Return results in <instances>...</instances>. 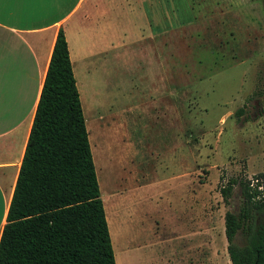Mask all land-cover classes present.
<instances>
[{"label": "rangeland", "instance_id": "1", "mask_svg": "<svg viewBox=\"0 0 264 264\" xmlns=\"http://www.w3.org/2000/svg\"><path fill=\"white\" fill-rule=\"evenodd\" d=\"M155 4L164 31L149 71L136 29L120 36L116 69L80 79L115 263L134 264L128 250L144 264H230L224 215L239 211L238 182L264 172V0Z\"/></svg>", "mask_w": 264, "mask_h": 264}, {"label": "trees", "instance_id": "2", "mask_svg": "<svg viewBox=\"0 0 264 264\" xmlns=\"http://www.w3.org/2000/svg\"><path fill=\"white\" fill-rule=\"evenodd\" d=\"M83 115L58 29L0 234V264H116ZM255 180L238 182L239 211L224 215L230 264H264V172ZM234 184L220 189L225 203ZM238 232L242 246L233 243Z\"/></svg>", "mask_w": 264, "mask_h": 264}, {"label": "crops", "instance_id": "3", "mask_svg": "<svg viewBox=\"0 0 264 264\" xmlns=\"http://www.w3.org/2000/svg\"><path fill=\"white\" fill-rule=\"evenodd\" d=\"M150 1L0 0V234L58 29L64 34L81 105L80 79L85 82L111 67L116 69L120 36L123 44L137 29L133 39L145 44V64L149 71L150 57L155 55V48H159L156 39L164 31V27L159 28L160 9L155 8L156 4L150 8ZM151 16L156 24L152 28ZM135 17L139 19L136 28ZM162 57V95L166 96L164 55ZM180 142L181 139L179 149ZM115 198L121 200L123 196ZM116 211L117 208V215ZM137 237L138 233H133L130 241ZM128 241L129 238L126 245ZM126 252L131 261L137 255L134 264L146 261V256L139 251Z\"/></svg>", "mask_w": 264, "mask_h": 264}, {"label": "bare ground", "instance_id": "4", "mask_svg": "<svg viewBox=\"0 0 264 264\" xmlns=\"http://www.w3.org/2000/svg\"><path fill=\"white\" fill-rule=\"evenodd\" d=\"M91 131V133H92V135H91V139H92V137H93V134H94V130L92 129V130H90Z\"/></svg>", "mask_w": 264, "mask_h": 264}]
</instances>
